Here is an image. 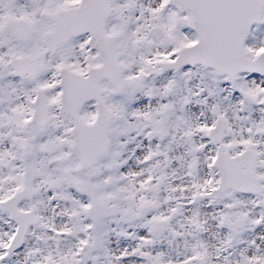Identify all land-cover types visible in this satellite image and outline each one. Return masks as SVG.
Listing matches in <instances>:
<instances>
[{
	"label": "snow or ice",
	"instance_id": "6c2138e0",
	"mask_svg": "<svg viewBox=\"0 0 264 264\" xmlns=\"http://www.w3.org/2000/svg\"><path fill=\"white\" fill-rule=\"evenodd\" d=\"M0 264H264V0H0Z\"/></svg>",
	"mask_w": 264,
	"mask_h": 264
}]
</instances>
